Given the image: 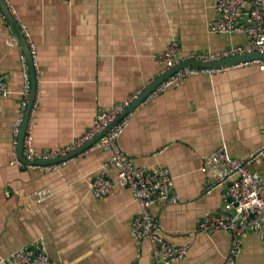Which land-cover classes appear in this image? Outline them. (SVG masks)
<instances>
[{
  "label": "crops",
  "instance_id": "1",
  "mask_svg": "<svg viewBox=\"0 0 264 264\" xmlns=\"http://www.w3.org/2000/svg\"><path fill=\"white\" fill-rule=\"evenodd\" d=\"M35 46L38 69L33 143L46 150L69 144L91 126L98 106L110 108L161 74L155 57L176 41L182 53L215 51L247 40L214 34V0H7ZM22 48L0 16V264L22 246L41 241L61 264H151L147 240L130 234L139 212L132 189L116 185L103 198L93 180L111 150L84 151L58 168L11 164L13 126L21 107ZM139 167H168L176 202L151 210L173 244L188 247L171 264H222L231 242L223 230H197L203 216L223 211L226 184L202 159L220 147L244 158L264 143V71L252 62L213 75H194L132 110L117 139ZM264 175V161L251 165ZM116 168L107 169L110 178ZM38 191H50L40 198ZM236 264H264V242L247 230Z\"/></svg>",
  "mask_w": 264,
  "mask_h": 264
},
{
  "label": "built area",
  "instance_id": "2",
  "mask_svg": "<svg viewBox=\"0 0 264 264\" xmlns=\"http://www.w3.org/2000/svg\"><path fill=\"white\" fill-rule=\"evenodd\" d=\"M5 2L7 4V0ZM213 7L215 16L209 23L211 33H241L246 35L247 40L222 50L190 51L187 54L182 53L180 43L173 41L162 52L155 55L163 65L161 74L187 60L209 63L253 52L264 54V0H214ZM0 16L5 18L1 6ZM18 24L32 55L37 82L36 71L38 66L35 60V46L30 39L26 25L24 23ZM21 61L23 73L22 101L13 126L14 141L11 160V164L19 167L29 166L43 169L60 167L66 160L49 164H26L23 159L31 162L45 161L65 156L81 147L113 123L145 89H136L110 108L98 106L95 118L87 131L69 144L49 150H38L33 143V115L37 105L36 92L22 139L21 154H19L18 137L30 100L32 86L29 65L23 52ZM252 62L259 63L264 71L263 58L240 60L235 63H224L216 66L183 65L158 84L143 102L160 95L171 85L182 82L188 77L201 74L213 75ZM9 93L7 80L0 73V96H7ZM131 115L132 111L126 113L104 135L84 150L103 149L112 151L110 159L103 164L100 172L93 180L91 192L95 198H103L116 185L130 187L139 205V212L131 222L130 234L132 238L137 243L144 240L150 243L151 264H171L173 261L183 259L187 254L188 247L173 244L164 236L162 224L153 214L151 208L159 201H177V195L174 192V179L168 167H139L135 165L130 155L120 149L117 139L129 125ZM258 159L264 161V143L244 158L234 157L229 154L225 147H220L202 159V163L209 166L216 177V180L209 184L206 190L211 191L213 186L226 184L223 211L206 213L197 225V230L201 232L209 233L213 230H223L230 234V246L222 264H236L242 246V235L245 231H255L264 242V175L256 174L251 170L252 163ZM111 166L117 170L115 178H110L107 174V169ZM50 194V191H38L40 198H45ZM1 262L2 264H61L47 254L41 241L18 248Z\"/></svg>",
  "mask_w": 264,
  "mask_h": 264
},
{
  "label": "water",
  "instance_id": "3",
  "mask_svg": "<svg viewBox=\"0 0 264 264\" xmlns=\"http://www.w3.org/2000/svg\"><path fill=\"white\" fill-rule=\"evenodd\" d=\"M0 6H1V9H2L6 19H7V22L11 26V29L15 35L16 40L20 44L23 53L26 55V59H27L28 65H29V71H30V75H31V85L32 86H31L30 100H29L28 107H27L26 112H25L24 121H23V124L21 126L20 134L18 137V152H19V154H21L22 139H23V136L25 133V128H26L27 120L29 118L30 109H31L32 103L35 99V96H36L37 82H36V78H35V71H34L32 55L29 51L26 40L22 36L19 24L15 20L14 16L10 13L9 7L7 6L5 0H0ZM257 58H263L264 59V54L253 52V53H248V54H244V55H236V56H232L229 58H225V59H222L219 61H213V62H209V63H201V62L194 61V60H187V61H184L182 63H179L178 65H176L172 69L168 70L167 72L162 73L159 76H157L147 87H145V89L141 92V94L125 109V111H123L119 115V117L113 123H111L109 126H107L106 129L103 130L100 134H98L94 139L88 141L87 143H85L81 147L71 151L70 153H68L65 156H61V157H57V158L49 159V160H45V161L31 162V161H26L23 158L22 159L26 164H32V163L33 164H49V163L62 162V161L68 160L69 158L75 157L77 154L82 153L84 150H86L88 147H90L99 137L104 135L126 113L132 111L136 106H138L140 103H142L143 100L145 99V97L158 84H160L166 77H168L172 72L176 71L179 67H181L183 65L191 64V65L216 66V65H222L224 63H235V62H238L240 60H252V59H257Z\"/></svg>",
  "mask_w": 264,
  "mask_h": 264
}]
</instances>
